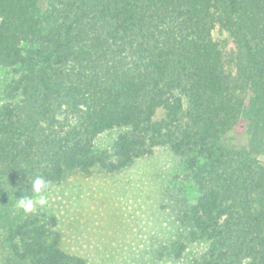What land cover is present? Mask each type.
<instances>
[{
	"label": "trees",
	"instance_id": "trees-1",
	"mask_svg": "<svg viewBox=\"0 0 264 264\" xmlns=\"http://www.w3.org/2000/svg\"><path fill=\"white\" fill-rule=\"evenodd\" d=\"M0 66V264H88L19 200L159 146L195 191L161 254L204 241L192 264H264V0H0Z\"/></svg>",
	"mask_w": 264,
	"mask_h": 264
},
{
	"label": "rangeland",
	"instance_id": "rangeland-1",
	"mask_svg": "<svg viewBox=\"0 0 264 264\" xmlns=\"http://www.w3.org/2000/svg\"><path fill=\"white\" fill-rule=\"evenodd\" d=\"M212 35L224 56L234 49L218 26ZM15 76L12 68L0 66V102ZM114 135H100L97 145H108ZM259 159L264 164V156ZM193 188L179 157L159 146L117 173L73 174L43 193L45 205H36L57 215L62 247L88 264H192L205 251L204 241L190 244L180 259L161 253L180 233L175 214Z\"/></svg>",
	"mask_w": 264,
	"mask_h": 264
},
{
	"label": "clouds",
	"instance_id": "clouds-1",
	"mask_svg": "<svg viewBox=\"0 0 264 264\" xmlns=\"http://www.w3.org/2000/svg\"><path fill=\"white\" fill-rule=\"evenodd\" d=\"M47 187L48 182L45 179L41 177L35 178L32 184V191L36 194L38 199L34 201L32 198H22L19 200V207L25 212H31L37 203L41 206L45 205L47 200L43 193L47 190Z\"/></svg>",
	"mask_w": 264,
	"mask_h": 264
}]
</instances>
